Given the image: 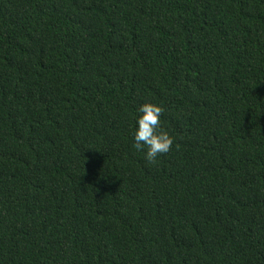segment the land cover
<instances>
[{
    "label": "trees",
    "instance_id": "obj_1",
    "mask_svg": "<svg viewBox=\"0 0 264 264\" xmlns=\"http://www.w3.org/2000/svg\"><path fill=\"white\" fill-rule=\"evenodd\" d=\"M0 264H264V0H0Z\"/></svg>",
    "mask_w": 264,
    "mask_h": 264
},
{
    "label": "clouds",
    "instance_id": "obj_2",
    "mask_svg": "<svg viewBox=\"0 0 264 264\" xmlns=\"http://www.w3.org/2000/svg\"><path fill=\"white\" fill-rule=\"evenodd\" d=\"M164 108L157 104H142L137 109L133 131V147L144 153L148 163H153L159 156L169 153L174 145V137L161 125Z\"/></svg>",
    "mask_w": 264,
    "mask_h": 264
}]
</instances>
